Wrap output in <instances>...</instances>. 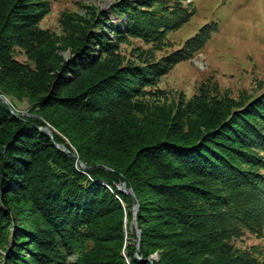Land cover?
I'll list each match as a JSON object with an SVG mask.
<instances>
[{
	"label": "trees",
	"instance_id": "1",
	"mask_svg": "<svg viewBox=\"0 0 264 264\" xmlns=\"http://www.w3.org/2000/svg\"><path fill=\"white\" fill-rule=\"evenodd\" d=\"M49 11V0H0V264H264L235 244L264 234V93L202 90L169 106L152 90L218 24L155 59L193 1L117 0L115 23L98 11L64 15L62 36L40 27ZM130 38L152 47L125 64ZM137 202L139 250L135 230L124 248L121 221Z\"/></svg>",
	"mask_w": 264,
	"mask_h": 264
},
{
	"label": "rangeland",
	"instance_id": "2",
	"mask_svg": "<svg viewBox=\"0 0 264 264\" xmlns=\"http://www.w3.org/2000/svg\"><path fill=\"white\" fill-rule=\"evenodd\" d=\"M116 1L49 0L50 11L40 23V27L57 36H62L65 35L61 24L64 15L86 16L88 13L96 11L104 14L107 21L115 23L117 20L111 16L110 9ZM192 1L196 10L194 16L181 28L167 33V46L161 50H155V59H160L181 49L184 43L195 36L199 29L207 23H217L219 29L213 34L202 52L191 60L177 64L161 77L158 84L152 88L153 91L159 90V94H162L157 98V103L160 105L167 103L169 106L176 105L178 101L189 103L202 90L207 91L211 96L221 98L228 96L233 99H242L244 96H261L264 93V0ZM109 34L111 35V33ZM151 47L140 39L130 38L121 45L120 57H123L125 64L138 63L142 52L149 51ZM64 55L67 61H71L72 57L68 50L64 52ZM16 59L23 63H29L26 54L18 49L16 50ZM140 100L142 101V99ZM14 101L19 112L24 115L29 114L27 101ZM13 111L16 114L14 109ZM42 128H49L53 137V131L49 126L39 129ZM52 141L54 143V139ZM129 189L126 185V190ZM132 212L133 220L128 222L126 212L121 220L123 221V233H125L124 248L128 246L126 242H128L131 233L135 230L137 234L133 224L134 211ZM114 219L116 217H113L111 222L114 223ZM235 244L243 250L256 249L258 254L264 258V234L262 237H257L246 233L243 238L235 241ZM11 247L8 250H11ZM0 252L5 253L1 250ZM122 255L125 259L128 257L127 252H123ZM137 256L138 254H136ZM155 256L157 255L153 257L155 258ZM74 259L71 257L70 261L73 263Z\"/></svg>",
	"mask_w": 264,
	"mask_h": 264
},
{
	"label": "water",
	"instance_id": "3",
	"mask_svg": "<svg viewBox=\"0 0 264 264\" xmlns=\"http://www.w3.org/2000/svg\"><path fill=\"white\" fill-rule=\"evenodd\" d=\"M1 99H2L3 102H5L6 104H9V101H8L5 97H1ZM11 111H12V113L16 116V114H15L14 111H13V109H11ZM41 131H46V132L51 136V138H52V140H53L52 132L49 130V128H46V129H45V128H42ZM56 147H57L58 149H60V150H63V151H66V152L68 151V150L65 148V146H63V145H56ZM81 167H82L83 169H87V166H86L84 163H82V162H81ZM118 189H119L121 192L129 193V194H131L134 198H136L135 192L133 191L132 188H130L129 190H126V184H122L120 187H118ZM133 211H134V222H133V224H134V226H135V228H136V230H137V249H139V247H140V239H141V236H142V232H141V230H139V227H138V224H137V215H138V212H139V203H138V202L136 203V205H135ZM125 257H126V255H125ZM137 258L139 259V261H142V259L139 258L138 256H137ZM155 259H157V256H155ZM127 261L129 262V259H128Z\"/></svg>",
	"mask_w": 264,
	"mask_h": 264
}]
</instances>
